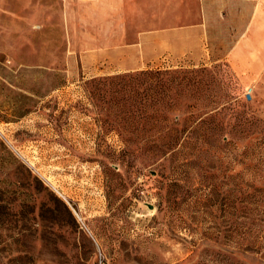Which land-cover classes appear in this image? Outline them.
Returning <instances> with one entry per match:
<instances>
[{
  "label": "rangeland",
  "instance_id": "374dc122",
  "mask_svg": "<svg viewBox=\"0 0 264 264\" xmlns=\"http://www.w3.org/2000/svg\"><path fill=\"white\" fill-rule=\"evenodd\" d=\"M171 1L0 0V264H264V78Z\"/></svg>",
  "mask_w": 264,
  "mask_h": 264
},
{
  "label": "crops",
  "instance_id": "0c3cea01",
  "mask_svg": "<svg viewBox=\"0 0 264 264\" xmlns=\"http://www.w3.org/2000/svg\"><path fill=\"white\" fill-rule=\"evenodd\" d=\"M58 1H61L60 7L74 6L77 12L109 15L107 21L111 24V29L140 31L143 28L138 18L130 21L135 25L125 24L123 16L127 12H132V9L129 10L131 7H136L135 4L127 6L126 0ZM171 4L180 13H186L188 17L184 31L171 32L169 48L172 52L193 51L205 37L204 33L206 32L207 35L209 33L207 28L209 15L216 12L222 13L225 17L227 16V22L232 23V26L225 27L227 37L232 38L229 42V45L233 46L229 53L230 61L242 75L264 78V0H172ZM127 7L128 10H126ZM137 38L139 41L137 46L145 52L144 35L137 32ZM153 44L160 46L156 42ZM117 45L123 47L126 44Z\"/></svg>",
  "mask_w": 264,
  "mask_h": 264
},
{
  "label": "built area",
  "instance_id": "2783aa9c",
  "mask_svg": "<svg viewBox=\"0 0 264 264\" xmlns=\"http://www.w3.org/2000/svg\"><path fill=\"white\" fill-rule=\"evenodd\" d=\"M251 92H252V88H249L247 91H246V94H248L249 96L251 95Z\"/></svg>",
  "mask_w": 264,
  "mask_h": 264
}]
</instances>
